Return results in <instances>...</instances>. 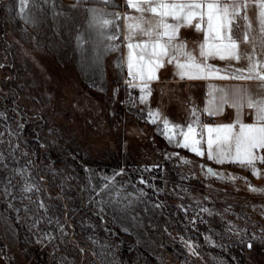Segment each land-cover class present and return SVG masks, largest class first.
Masks as SVG:
<instances>
[{
    "label": "rangeland",
    "instance_id": "1",
    "mask_svg": "<svg viewBox=\"0 0 264 264\" xmlns=\"http://www.w3.org/2000/svg\"><path fill=\"white\" fill-rule=\"evenodd\" d=\"M116 1L118 27L108 30L118 36L111 41L116 54L102 86L84 80L53 53L55 6L61 0H28L23 10L20 0H0V264H125L116 228L131 234L158 264H181L186 254L168 229L161 197L167 187L193 198L201 215L207 203L221 200L251 220L243 207L232 204L228 190L208 178L205 159L220 169L231 165L233 175L247 177L264 194V166L256 165L259 160L258 175L231 157L218 162L215 141L210 159L208 133L206 156L199 149L201 119L180 117L190 104H201L198 89L187 94L186 88L173 98L181 88L166 87L164 94L161 87L155 117L150 108L139 113L136 105L150 106L155 90L141 91L119 75L122 4ZM8 75L13 77L10 85L2 82ZM252 100L264 101V86ZM247 102L239 121L254 124L255 109ZM165 120L172 122L171 132ZM237 120L216 117L210 128L232 124L238 131ZM190 124L194 132L185 141L180 133H187ZM193 141H198L199 154L183 146ZM179 147L199 157L190 159ZM206 224L226 235L215 219L207 217ZM246 245L252 250L240 253H246L249 264H264V241H257V246L245 241Z\"/></svg>",
    "mask_w": 264,
    "mask_h": 264
},
{
    "label": "snow or ice",
    "instance_id": "2",
    "mask_svg": "<svg viewBox=\"0 0 264 264\" xmlns=\"http://www.w3.org/2000/svg\"><path fill=\"white\" fill-rule=\"evenodd\" d=\"M28 0H20L21 8L26 6ZM79 2V0H78ZM104 4H109L110 0H100ZM255 3L258 11V22L264 44V0H126V7H130L140 16H126L124 19L130 21L127 24L128 35L124 39L132 41L136 37H146L138 43L127 44L131 51L138 50L136 63L133 64L132 56L129 55L128 69L134 78H139L146 82L153 79V72L156 68L162 67L167 59L168 63L175 62L178 74L181 78L185 75L189 79L205 78L202 73H217L222 71L213 67L207 61L212 58L221 60H236L242 58L239 52V37L235 35V19L243 9H246L248 3ZM90 14L88 27L95 31V35L102 40L114 41L118 38L116 32L108 33L105 31L116 25L115 18L110 19L109 14L102 9L90 8L87 10ZM145 14L155 17V22L145 18ZM247 20V16L244 17ZM145 25H147L145 27ZM181 27L195 28L197 32H202L203 42L199 46L200 60L191 53L185 52V45L179 43L178 33ZM250 30L251 25H247ZM244 42L250 39L248 32L244 33ZM94 47H99V43L93 41ZM112 50L110 46L105 47L103 51ZM183 57V60H181ZM248 60L246 69L237 68L230 75L236 79H257L264 83V73L259 69L261 62L256 61L250 55H244ZM135 67V72L133 68ZM247 72V76H245ZM224 78V77H219ZM143 91V89H142ZM225 97H221V102H225ZM211 109L213 101H209ZM248 107L255 109L254 124L239 123L238 131H234L235 125H222L213 129L203 126L208 133L209 158H213V142H216V159L218 162L224 158L231 157L241 166H249L253 169V175H258L255 170L257 160L264 164V155H257L258 150L264 151V101H254L248 99ZM219 111V109H217ZM198 123V121H197ZM167 132H171L167 120L164 121ZM174 127V126H173ZM194 132L192 124L187 126V133L181 131L180 135L185 141L188 140ZM215 133V136H213ZM171 139V135L168 137ZM193 141L191 145L183 144L184 147H191L197 151L196 144ZM251 191L259 192V189L252 188Z\"/></svg>",
    "mask_w": 264,
    "mask_h": 264
},
{
    "label": "crops",
    "instance_id": "3",
    "mask_svg": "<svg viewBox=\"0 0 264 264\" xmlns=\"http://www.w3.org/2000/svg\"><path fill=\"white\" fill-rule=\"evenodd\" d=\"M121 22H122V36L123 48L122 52L116 58V68L121 74L124 83L133 85L135 88L143 90L154 89L151 93L150 106L145 103L136 105L139 113L148 112L149 108L152 109L151 114L155 117L154 103L159 96V90L163 87V93L167 92L168 88H181L179 91L174 92L173 98L177 94L183 93L188 89L187 94H193L195 89L199 90L201 96V104L198 107L189 105L184 109L180 115L181 118H200L201 135L199 141V149L204 151L205 135L207 129L203 126L211 127L212 119L219 118H236L245 117L243 107L249 98H255L256 93L259 94L260 89L264 83L257 79H236L231 77V73L237 68L246 69L248 67V60L244 59V55H250L256 61L261 62L260 71L264 73V44H262V37L258 22V11L255 3L249 2L246 9H243L239 16L235 19L234 33L239 37V52L241 59L236 60H221L219 58H210L207 63L211 64L217 69L222 71L217 73H202L205 78L189 79L187 75L181 78L178 74L175 62L168 63L167 59L164 60L163 66L158 67L153 72V79L146 82L141 81L139 78H134L129 73L128 59L129 55L132 56L133 64L135 65L137 59V51H131L127 47L129 42L135 44L141 40L147 39L146 37H136L132 41L124 39L129 33L127 24L130 21L124 19L126 16L137 17L140 13L135 12L130 7H126V0H121ZM56 18H55V37H54V55L56 59L63 65L68 66L72 70L79 71L84 80L95 85H106L108 82L107 77V61L108 58L116 54L109 40H102L95 35V31L89 29L88 21L90 14L87 11L90 8L102 9L105 13L109 14V18L117 20L120 12L119 3L116 0H110L109 4H104L100 0H61L59 5H56ZM60 7V8H59ZM60 9V10H59ZM247 16V20L244 17ZM145 18L155 22V17L145 14ZM251 25L250 30L247 25ZM147 25H145L146 27ZM112 28V27H111ZM110 29V28H109ZM109 29L105 31L108 32ZM248 32L250 39L244 42V33ZM93 41L99 43V47H94ZM185 45V52L194 55L197 60H200L199 46L203 42L202 32H197L195 28L181 27L178 33V41ZM110 46L112 50L103 51L105 47ZM256 54L261 56L257 59ZM183 60V57H181ZM135 72V67L133 68ZM247 76V72H245ZM224 77V78H219ZM259 91H255L254 88ZM142 96V95H141ZM145 96L141 97V101H145ZM221 97H225V102H221ZM156 98V100H155ZM213 101L211 109L209 108V101ZM147 101V100H146ZM145 101V102H146ZM161 101V100H160ZM243 103V105L239 104ZM219 109V111H217ZM230 112V114H226ZM224 113V114H223ZM169 119L171 115L168 114ZM169 123H172L168 120ZM176 121L174 125H178ZM215 136V133H213ZM180 149L186 150L179 147ZM188 151V150H187ZM190 152V151H189ZM198 156L195 152H190ZM199 157V156H198ZM264 166L260 161L256 164Z\"/></svg>",
    "mask_w": 264,
    "mask_h": 264
},
{
    "label": "trees",
    "instance_id": "4",
    "mask_svg": "<svg viewBox=\"0 0 264 264\" xmlns=\"http://www.w3.org/2000/svg\"><path fill=\"white\" fill-rule=\"evenodd\" d=\"M112 57L107 61L108 72L111 71ZM1 63L0 67H2ZM2 82L10 85L13 77L8 75ZM179 151L190 159H197L195 154L187 150ZM47 159L51 160L52 157L47 156ZM230 166L220 169L217 164H208V160H204V169L208 178L221 186V190H228L232 204L243 207L246 217L249 216L250 221L256 223L253 224L237 215V211L221 200L213 204L207 203L201 215V212L195 208L193 198L172 193L167 187L161 197L168 216V229L180 242L183 253L186 254L187 259L181 264H249L246 253H240L242 249L245 252L252 250L248 245L244 246V242L251 241L257 246V241H264V194L260 191H251L252 188L257 189V187L247 177L233 175L228 169ZM207 217L215 219L226 230V235H218L211 231L206 224ZM259 221L263 228L259 226ZM116 232L123 241L120 256L125 264H158L154 256L136 245L131 234L124 233L118 228ZM3 255L12 262L6 249H3Z\"/></svg>",
    "mask_w": 264,
    "mask_h": 264
}]
</instances>
